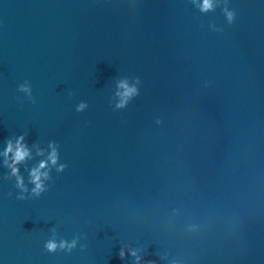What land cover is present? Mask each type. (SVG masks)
<instances>
[{"label": "water", "instance_id": "95a60500", "mask_svg": "<svg viewBox=\"0 0 264 264\" xmlns=\"http://www.w3.org/2000/svg\"><path fill=\"white\" fill-rule=\"evenodd\" d=\"M200 3L0 0V264H264V0Z\"/></svg>", "mask_w": 264, "mask_h": 264}, {"label": "clouds", "instance_id": "9594fccd", "mask_svg": "<svg viewBox=\"0 0 264 264\" xmlns=\"http://www.w3.org/2000/svg\"><path fill=\"white\" fill-rule=\"evenodd\" d=\"M213 6L214 0H201V3L199 4L201 11L210 10L213 8ZM227 15L229 21H231L234 14L232 12H227ZM118 87L123 89L122 92H118V95L121 97L119 106H123V104L126 103L130 96L136 92V89L134 86H129L128 83L124 80H121L119 82ZM20 88L22 91L30 93V86L27 83L22 84ZM85 106L86 105L84 103H81L78 106L77 110H82ZM49 148L51 149V151L48 153L47 159L40 161V163L37 166L33 167L30 171V182L34 185V187L31 189V192L34 195H40L45 190L44 181L48 179L49 174L47 171H43V169L47 168L49 162L55 165L58 160V152L54 143H50ZM37 154L43 155L44 150L37 148ZM0 156L3 157L4 166L11 169V175L16 177L17 186L21 188L22 191H27V188L24 185L23 177L20 175L19 170V165L25 162L27 159L31 158V149L24 142V136L20 135L16 137L14 141L12 139H8L5 142L3 150L0 151ZM59 167L60 169H62L64 166L60 165ZM74 245L75 241L69 244L68 247L70 248ZM59 246L64 247L65 242L62 241ZM45 247L51 251L57 247V244L54 241H48ZM121 256H123V252H121Z\"/></svg>", "mask_w": 264, "mask_h": 264}]
</instances>
